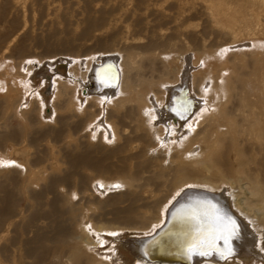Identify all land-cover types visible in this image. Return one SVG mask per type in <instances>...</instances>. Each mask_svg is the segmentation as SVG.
Instances as JSON below:
<instances>
[{
  "label": "rangeland",
  "instance_id": "rangeland-1",
  "mask_svg": "<svg viewBox=\"0 0 264 264\" xmlns=\"http://www.w3.org/2000/svg\"><path fill=\"white\" fill-rule=\"evenodd\" d=\"M212 3L217 6L224 3L226 11H229L226 12V17L233 18L232 21H214L209 9ZM231 10H236L237 13L234 14ZM173 42L174 45H171ZM233 45L235 48H232ZM197 47L198 51L202 50L206 55L212 52L209 59H216L218 63L224 61V64L227 59L222 73L226 72L225 76L228 77L233 76L236 90L247 91L253 99H259L257 95L264 91V0H0V264H50L55 251L52 248L56 245L57 224H61L62 229L74 237L81 236L79 222L72 218L68 209H78L76 212L80 214L79 219L88 222V230L92 216H100V224L123 226L126 214L119 213L115 216L114 209L124 210L132 199L141 196L145 198L150 190V186L146 185L142 188L117 185L111 186L107 191L98 188L95 183L98 177L109 181L117 180L124 175L120 173L123 167L125 175L133 176L136 184H143L153 169L149 167L138 171L135 160L122 163L119 153L113 151V137L104 140V144H97L94 124L83 126V123L79 131L69 136V127L75 123L78 126L84 118L82 115L59 122L43 120L41 123L28 125L25 117L29 115L28 104L32 95L43 88L47 102L45 112L48 114L53 97L54 73L60 66L71 64L72 77L77 75L76 79H80L85 71V61L97 58L99 53L119 58L118 51H121L125 55L133 54L134 59H142L141 62L146 66L141 70V77L150 75V78L154 76L158 80V76L166 71L162 60L165 63L170 61V71H176L172 61L181 65L182 56L193 59L194 53L198 52ZM161 50H165L167 54L158 58L157 70H154L155 65L151 68L146 59H149V55L159 54ZM70 56L75 59L74 62ZM39 59L43 60V64L49 62L48 59L56 62L52 67L45 64L44 70H38ZM187 66L185 64L184 68ZM232 66L237 69L234 70ZM19 70L24 76L28 74L26 78L37 74L34 80L36 83L31 88H26L24 81L18 79V91L7 98L4 96L7 81L17 76ZM189 70L188 74L191 75L194 69ZM168 73L167 70L166 75ZM45 80L46 86H39ZM150 86L157 89L151 84ZM89 105L90 109H98L95 108L98 107L95 102H90ZM59 130L65 131L64 135L60 141H55V133ZM90 131L92 136H89ZM223 144L225 143L215 147L216 152L223 149ZM160 147L161 145L150 150L148 159L150 155H156ZM84 150H89L95 159L107 158L110 153V158L103 162L105 170L70 167L69 160ZM233 160L235 161V157ZM171 162L172 159L167 156L162 163L167 165ZM237 167L234 165L227 173L225 181L221 175L215 172L209 174L204 169L201 171V178L212 176L217 181L219 190L214 191L216 194L233 193L232 199L228 197L229 208L242 220L235 217L236 222L240 226L248 225L252 234L256 235V231H261L264 227V218L260 217L264 211L258 210L256 206V216H253L254 212L243 211L247 207L244 204L245 198L250 197L251 193L249 194L248 181L241 180L240 174L235 171ZM31 172H35L37 176L31 179ZM155 172L158 173L157 170ZM170 173L172 171L166 168L163 177L154 178L153 182L159 183L162 180L166 184L173 183L176 177L174 175L172 180ZM230 182L234 184L227 185ZM189 185L192 184L186 186ZM193 185L210 187L204 183ZM165 189L167 188L164 187ZM131 190H137L136 196L126 195L127 199L120 197L121 200L116 205L110 202L109 198L114 193ZM235 200L242 203L241 211L246 216L234 208ZM145 201H136L139 210L132 214L136 215L137 222L150 223V220L137 218L141 212L150 210L144 207ZM54 208L57 209L56 212ZM132 224L140 226L139 223ZM157 226L153 225L152 228ZM239 231L229 236L230 241L239 238ZM137 234L139 233L130 234L126 238L133 239ZM107 236L110 239L112 237L110 234ZM78 239L85 242L87 240L83 236ZM70 240L72 243L66 247L68 252L63 263L71 262L68 259L70 253L71 256L76 254L72 250L75 239ZM108 245L100 246V250H107ZM90 250L95 252L92 248ZM38 251H46L43 255L47 263L38 260ZM125 251L130 253L127 249ZM234 256L233 263L231 257L214 263L206 256V259L199 258L193 264H204L207 261L213 264H247L250 261L237 250L234 251ZM262 256L264 259L263 254ZM257 261L258 264H264Z\"/></svg>",
  "mask_w": 264,
  "mask_h": 264
},
{
  "label": "bare ground",
  "instance_id": "bare-ground-1",
  "mask_svg": "<svg viewBox=\"0 0 264 264\" xmlns=\"http://www.w3.org/2000/svg\"><path fill=\"white\" fill-rule=\"evenodd\" d=\"M209 9L214 21L225 19L232 21L233 19L226 17V12L229 11H226L224 3L218 6L212 3ZM232 12L237 13L236 10ZM171 45H174V42ZM169 48L172 49L170 46ZM232 48H235L234 45ZM196 49L199 50L198 47ZM164 51L161 50L159 54L155 53L147 57L149 66L152 68L155 65L154 70L158 58L167 54ZM201 51L194 53L193 59L182 56L181 65L173 60L172 63H175L176 67V71L173 72L168 65L171 62L165 63L161 59L164 69L169 73L166 75L165 71L160 74L158 80H155L154 76L150 78V75L146 78L141 77V70L146 66L141 62L142 59L137 60L134 59L133 54L125 55L118 51L119 58L116 62L120 75L116 88L94 93L90 91L93 88L90 72L108 55V53L104 55L99 53L97 58L93 57L85 61V71L80 79H76L77 75L72 77L71 64L56 69L52 83L51 109L48 114L45 112L47 102L43 95V88L32 95L31 102L28 104L29 115L25 117L28 125L41 123L43 120L59 122L82 115L84 118L78 126L75 123L74 126L69 127V136L79 131L83 123V126L94 124L97 144H104V140L113 137L115 144L113 151L119 153V160L122 163L126 164L127 161L135 160V168L138 171L149 167L153 169L150 171V177L146 178L143 184H136L133 176L125 175L124 167L120 170V173L124 175L117 180L109 181L97 176L96 186L103 191L117 185L133 188H142L146 185L150 186L149 195L145 198L141 196V198L132 199L124 210L114 209L115 216L119 213L126 214L123 217V226L100 224L99 221L102 218L92 216L89 221L90 230H88L86 227L88 222L79 219L80 214L76 212L78 209H68L72 218L79 222L81 236L87 240L86 242L77 240L81 236L74 237L73 234L62 229L61 224H57L56 245L52 248L55 251L50 264H56V262L59 264L60 262L61 264H185L189 259H206V254L200 256L199 253L213 246L216 239L221 236L223 240L220 241L219 246L232 254V263L235 261L234 251L236 250L250 260L247 264H258L257 260L264 263L262 256L264 255V227L253 235L248 225L240 226L229 208L228 197L232 199L233 193L216 194L214 191L219 190L217 181L212 176L201 178V171L204 169L209 174L215 172L221 175L225 181L228 177L227 173L234 165H237L235 171L240 174L241 180L248 181L249 194L251 193L250 197L245 198L244 204L247 207L243 208V211L254 212L253 216L257 214L254 210L255 206L258 210L264 211V91L257 95L259 99H253L247 91L236 90L233 76L228 77L225 76L226 72L222 73L224 70L222 67L227 59L224 64V61L220 64L216 62V59H209L212 52L206 55ZM214 57L217 56L214 55ZM70 58L74 62L75 59L72 56ZM48 60L49 62L44 64L43 60H37L38 65H35L38 70H44L45 64L49 67L54 66L56 61ZM185 64L188 65L187 68H184ZM189 69H194L191 75L188 74ZM236 69L235 66L234 70ZM105 72L106 70L103 73ZM22 74L19 70L17 76L8 79L5 97H11L14 91H18V79L24 81L26 88H31L36 83L34 80L37 74L30 78H26L28 74L26 76ZM46 84L45 80L39 86L44 87ZM150 84L157 89L152 88ZM90 102H95V106H98L95 108L98 109H90ZM190 105L195 106L193 112ZM9 106L12 107L10 104ZM64 132L56 131L55 141H60ZM89 136H92V131ZM222 143H225L223 149L216 152V148ZM159 145L161 147L156 155H150L148 159V152ZM167 156L172 159V162L166 165L162 162ZM107 158H110V153ZM107 158L95 159L89 150H84L71 158L69 164L72 168L103 171L106 168L103 162ZM166 168L172 171L170 175L172 180L176 177L175 181L170 184L162 180L159 183L153 182L154 178L163 177ZM156 170L158 173L155 172ZM152 172L154 175H151ZM36 176L35 172H31V179ZM200 183L210 187L193 185ZM187 184L192 185L186 186ZM164 187L167 189L164 190ZM136 194L137 190L114 193L109 199L116 205L117 201L121 200L120 197L127 199L126 195L136 196ZM139 199L146 200L143 205L150 210L141 212L137 218L150 220V223L137 222L136 215L132 214L139 210V206L135 204ZM241 204L236 200L233 202L234 208L242 213ZM54 211L56 212L57 209L54 208ZM103 215L104 213L102 217ZM260 217L264 218V212ZM133 222L139 223L140 226L132 224ZM153 225L157 227L152 228ZM238 230H240L239 238L230 241L229 236L235 235ZM133 233L139 234L133 239L126 238ZM108 234L112 235L111 239L108 238ZM70 239H75L72 250L76 254L71 256L70 253L68 259L71 262L63 263ZM230 242L233 244L231 245ZM106 244L110 245L108 249L101 251L100 246ZM206 246L208 248H205ZM43 247L44 245L41 246ZM125 249L130 253H127ZM45 252H37L39 261H46L43 255ZM208 258L214 263L222 261L213 255ZM204 264L213 263L207 261Z\"/></svg>",
  "mask_w": 264,
  "mask_h": 264
},
{
  "label": "water",
  "instance_id": "water-1",
  "mask_svg": "<svg viewBox=\"0 0 264 264\" xmlns=\"http://www.w3.org/2000/svg\"><path fill=\"white\" fill-rule=\"evenodd\" d=\"M116 59L117 56L115 55H107L100 64H97L92 68V71L90 72V82L93 88L90 91L94 93H101L104 90L116 88L120 75ZM105 70L106 72L104 74L103 72ZM190 260L191 259H189L185 264H189Z\"/></svg>",
  "mask_w": 264,
  "mask_h": 264
},
{
  "label": "snow or ice",
  "instance_id": "snow-or-ice-1",
  "mask_svg": "<svg viewBox=\"0 0 264 264\" xmlns=\"http://www.w3.org/2000/svg\"><path fill=\"white\" fill-rule=\"evenodd\" d=\"M201 254H204V253H201Z\"/></svg>",
  "mask_w": 264,
  "mask_h": 264
}]
</instances>
